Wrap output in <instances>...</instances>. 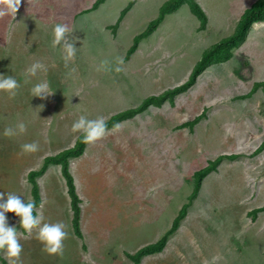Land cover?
I'll use <instances>...</instances> for the list:
<instances>
[{
    "label": "rangeland",
    "instance_id": "rangeland-1",
    "mask_svg": "<svg viewBox=\"0 0 264 264\" xmlns=\"http://www.w3.org/2000/svg\"><path fill=\"white\" fill-rule=\"evenodd\" d=\"M129 1L107 0L92 9L96 0H22L16 16L0 18V72L21 85L14 98L0 91V193L5 200L8 193L33 200L28 173L39 169L45 157L72 147L81 133H74L72 125L80 116L107 120L181 84L199 52L225 36L214 25L199 31L198 17L184 3L168 17L169 25L144 39L125 60L133 37L165 0H143L113 31L110 26ZM253 1L203 0L211 18L237 16ZM58 23L73 30L78 49L67 68L61 47H52ZM232 53L228 61L202 72L174 105L165 102L123 121L92 143L85 158L71 161L82 204V239L74 234L60 166L49 167L39 181L43 207L36 214L42 224L67 226L64 255L47 254L38 229L28 234L20 217L8 212V224L23 246V264H133L126 253L152 241L147 235L152 215L169 206L171 225L188 200L165 252L141 264H264V148L255 152L264 139V90L247 95L251 84L264 78V23L254 24ZM117 56L124 60L122 72L97 71L103 60ZM37 62L44 67L33 77L27 70ZM40 82L53 91L46 100L31 94ZM202 112L205 116L191 129L180 126ZM20 122L27 127L24 134L4 136L6 127ZM32 142L39 150L22 153L21 145ZM222 153L236 157L222 159L192 198L195 171ZM0 258L8 264L3 252Z\"/></svg>",
    "mask_w": 264,
    "mask_h": 264
},
{
    "label": "trees",
    "instance_id": "trees-1",
    "mask_svg": "<svg viewBox=\"0 0 264 264\" xmlns=\"http://www.w3.org/2000/svg\"><path fill=\"white\" fill-rule=\"evenodd\" d=\"M104 1L105 0H96V2L93 4L91 8L96 9ZM185 1L188 3L191 11L198 17L200 21L199 26L197 27L198 30L203 29L207 24L208 17L205 10L202 8V6L199 4L197 0H165L159 7L158 14L156 15V17L148 23V25L142 32H140L139 34L133 37V41L126 52L125 60L130 59V57L138 49L140 41L151 35L158 28L160 23H162V21L164 20L167 14H170L178 10L180 8V5ZM133 4L134 1H130L127 4V6L120 12V15L117 21L115 22V24L110 26V28L113 31H115L118 28L125 14L129 11V9L132 7ZM261 20H264V0H254L248 7L244 9L236 26H234V29L231 33L222 36L221 38L214 41L212 44L210 43L202 50L200 58L195 62L188 77L183 82H181V84L173 88H169L158 95H150L145 99H143L138 106L120 111L112 115L107 120H105L107 124V129L113 128L114 125H117L122 121L135 117L136 115L147 110L150 106L160 107L165 102H169L171 105H174L175 97L178 96L179 93L186 91L193 84L197 83V80L199 79L198 78L199 75L210 64H214V62H222L230 59L233 55L232 48L237 47L240 43L243 42L246 36L248 37L249 35L248 30L254 22ZM258 88L264 90V78L261 80L254 81L253 84H251V87L247 95L254 92ZM204 116L205 113L202 112L194 116L192 119L182 122L180 126H188L191 129ZM83 140H84V134L81 132L77 136L75 143L72 147L64 149L55 155L45 157L43 159V163L40 166V168L37 170H31L27 176L28 181L31 184L32 198L35 201L37 208L41 205V195H40V189L37 178L44 175V173L47 171L48 167L51 164H56L60 166L61 174L66 180L67 192L70 197V207L72 210V227L74 230V234L81 239L83 238L80 229L81 199L76 192L74 178L69 169V163H70L69 160L71 158H78L83 154L86 146ZM263 148H264V139L256 147L255 152H259ZM235 157L236 154L222 153V154H218L212 160L208 159L206 164L198 168L194 173V186L190 196L193 198L197 194L204 177L209 173L215 171L216 166L219 164V162L222 159L224 158L233 159ZM188 201L180 206V210L173 219L170 228L164 233V235L157 242L145 245L139 248L133 254L126 253L127 257L132 261L133 264H140L141 259L144 256L162 251L169 237L175 231L178 230L177 229L178 224L186 214V207L188 206ZM34 214H36V210ZM0 259L2 260V264H7L6 260L2 258Z\"/></svg>",
    "mask_w": 264,
    "mask_h": 264
},
{
    "label": "clouds",
    "instance_id": "clouds-1",
    "mask_svg": "<svg viewBox=\"0 0 264 264\" xmlns=\"http://www.w3.org/2000/svg\"><path fill=\"white\" fill-rule=\"evenodd\" d=\"M22 0H0V18L6 15L16 16ZM73 30L68 24L58 23L53 30L54 38L52 40V47L60 46L63 53V60L67 68L69 63L74 61L77 53L75 47V38L72 37ZM124 63L123 57L117 56L114 61L105 59L101 62L97 71L120 73L123 71L122 65ZM44 66L37 62L30 66L27 70L28 74L35 77L38 70ZM75 71V69H71ZM28 81L26 80L25 83ZM21 85L16 78L0 75V91L8 93L10 98H14L18 94ZM33 97H39L46 100L53 95L50 90V85L47 82H40L35 84L31 89ZM43 105H41V109ZM120 128V125H114L113 131ZM27 131V127L23 122L18 123L14 128L6 127L4 130L5 137H14L22 135ZM72 131L82 132L84 134L83 142L85 144H92L103 139L108 134L107 124L103 117L95 119H88L85 116L73 123ZM22 153H35L39 150V145L36 142L25 143L21 145ZM43 207V204L40 205ZM36 210V203L34 200L23 201L19 195L8 193L7 199H4V194L0 193V252L5 254L8 259V264H23L21 254L23 246L20 243L18 232L15 227L8 224L6 213L13 212L20 217V223L23 229L31 234L34 229H38L37 239L44 244V251L49 255H56L63 257L65 244L64 241L68 239L67 226L63 222L57 223H43L42 216L34 214Z\"/></svg>",
    "mask_w": 264,
    "mask_h": 264
},
{
    "label": "crops",
    "instance_id": "crops-1",
    "mask_svg": "<svg viewBox=\"0 0 264 264\" xmlns=\"http://www.w3.org/2000/svg\"><path fill=\"white\" fill-rule=\"evenodd\" d=\"M107 0H105L103 3H105ZM130 1H134V4L132 5V7L129 9V11L125 14V16H124V18L122 19V21L120 22V24H119V26H118V31H119V29L121 28V25H123L124 24V22L126 21V19H127V16L129 15L128 13L129 12H131V10L132 9H134L138 4H140L143 0H130ZM129 1V2H130ZM198 2H199V4L202 6V8L205 10V12H206V14H207V17H208V21H207V24H206V26L203 28V29H200L199 31H206L210 26H213L214 25V29H219V30H222V34H224V35H227V34H229V33H231L232 31H233V29H234V26H236V24H237V22H238V20H239V18H240V16H241V14L243 13V11H244V9L246 8H242L243 9V11L240 13V14H238L237 16H228L227 14L226 15H220V13H218V14H216V15H214L212 18H211V16L209 15V13H208V10H207V7H206V5L204 4V2H203V0H197ZM128 2V3H129ZM164 2V1H163ZM162 2V3H163ZM103 3H101L99 6H101ZM127 3V4H128ZM161 3V4H162ZM184 3H187L186 1L185 2H183L182 4H184ZM252 3V2H251ZM127 4L122 8V10L127 6ZM161 4H159V7L161 6ZM181 4V5H182ZM180 5V6H181ZM248 7V6H247ZM99 8V7H98ZM97 8V9H98ZM190 8V7H189ZM180 9V8H179ZM178 9V10H179ZM121 10V11H122ZM159 10V9H158ZM178 10H176V11H174V12H172V13H170V14H167L166 16H165V18H164V20L162 21V23H160V25L158 26V28L151 34V35H149L147 38L148 39H150L151 37H155L156 35H158L159 34V31H160V29L161 28H163V27H166L167 25H169V20H168V17L169 16H171L172 14H174L175 12H177ZM191 10V9H190ZM158 14V13H157ZM218 16V17H217ZM233 17H235V19L234 20H232L231 18H233ZM155 18V17H154ZM153 18V19H154ZM151 21V20H150ZM149 21V22H150ZM148 22V23H149ZM199 23H200V21L198 22V26H199ZM256 23H264V20H261V21H257V22H254L253 24H252V26L254 25V24H256ZM227 24H229L230 26H229V28H226L225 30H223L224 29V26L225 25H227ZM148 25V24H147ZM252 26H250V28H249V30H248V32H250V30H251V27ZM146 28V27H145ZM174 28V27H173ZM173 28L170 30V31H172L173 30ZM176 28V27H175ZM118 31H117V33H118ZM225 31V32H224ZM247 32V33H248ZM247 35V34H246ZM116 36H117V34H116ZM115 36V37H116ZM164 36H168V35H166V34H164ZM147 38H145V39H147ZM246 38V37H245ZM218 38L216 37V38H214L213 39V41H215V40H217ZM144 40V39H143ZM143 40L142 41H140V43L141 42H143ZM245 40V39H244ZM243 40V41H244ZM213 41L211 42V43H213ZM140 43H139V45H140ZM241 44V43H240ZM239 44V45H240ZM238 45V46H239ZM237 46V47H238ZM138 48H139V46H138ZM235 48V47H234ZM204 49V48H203ZM202 49V50H203ZM233 49V48H232ZM138 50V49H137ZM136 50V51H137ZM202 50L199 52L200 54H199V58H200V56H201V52H202ZM233 56V55H232ZM198 58V59H199ZM197 59V60H198ZM196 60V61H197ZM229 60V59H228ZM228 60H226V61H228ZM226 61H222V62H226ZM215 63H221V62H214V64ZM214 64H210L209 66H213ZM208 66V67H209ZM207 67V68H208ZM206 68V69H207ZM192 69V68H191ZM205 69V70H206ZM204 70V71H205ZM203 71V72H204ZM0 75H3V76H6L7 74L6 73H1L0 72ZM191 87V86H190ZM150 107H153V106H150ZM149 107V108H150ZM154 107H156V106H154ZM148 108V109H149ZM146 111V110H145ZM144 111V112H145ZM143 113V112H142ZM141 114V113H140ZM139 115V114H138ZM132 119V118H131ZM129 120V119H128ZM126 121V120H125ZM123 122V121H122ZM121 122V123H122ZM119 125H120V123H119ZM112 132H114L113 131V128H109L108 129V134L109 133H112ZM80 134V133H79ZM78 134V135H79ZM76 138H77V136H76ZM74 142H75V139L73 140V142H72V146H73V144H74ZM90 146H91V144H86V146H85V149H84V152H83V154L80 156V157H78V158H81V157H83V158H85L86 157V155H87V153L89 152V148H90ZM74 159H76V158H71L69 161H70V163H69V169H71L70 167H71V161L72 160H74ZM52 165V164H51ZM50 165V166H51ZM49 166V167H50ZM49 167H48V169H49ZM48 169H47V171H48ZM46 171V172H47ZM45 172V173H46ZM44 173V174H45ZM43 176V175H42ZM40 178H41V176L40 177H38L37 178V181H38V185H39V181H40ZM75 183V186H76V192H77V194L78 195H80V193H79V190L77 189V185H76V182H74ZM40 188V187H39ZM169 198H168V205H169ZM42 203V202H41ZM80 205H82L81 204V202H80ZM167 217V222H168V226L169 227H167L166 228V225H164V221H165V218ZM152 219H153V221L151 222V224H150V226H149V230H148V232H147V235H148V237H149V240H150V237H151V242H149L148 244H152V243H155V242H157L163 235H164V233L170 228V224H169V222H170V208H169V206H168V208L166 209L165 208V206H163V208L160 210V209H158V211L156 212V214L153 216L152 215ZM159 230H162L163 231V233H162V235L160 236V233H159V235H158V231ZM176 232V231H175ZM174 232V233H175ZM173 233V234H174ZM172 234V235H173ZM171 235V236H172ZM160 236V237H159ZM170 236V237H171ZM159 237V238H158ZM169 237V238H170ZM158 238V239H157ZM168 242H169V239H168V241H167V243H166V245H165V247L162 249V251H160V252H157V253H153V254H150V255H147V256H144L142 259H141V261L144 259V258H155V257H157V256H161L162 255V253H164L165 252V250H166V247L168 246ZM148 244H146V245H148ZM145 246V245H144ZM141 248V247H140ZM139 249V248H138ZM137 249V250H138ZM128 253H131V254H133L134 252H128ZM140 264H141V262H140Z\"/></svg>",
    "mask_w": 264,
    "mask_h": 264
}]
</instances>
